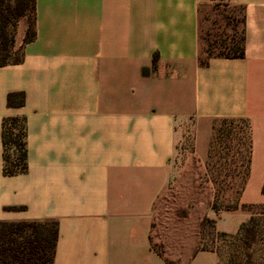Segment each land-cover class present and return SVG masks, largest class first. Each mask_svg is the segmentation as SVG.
<instances>
[{
	"label": "crops",
	"instance_id": "0c3cea01",
	"mask_svg": "<svg viewBox=\"0 0 264 264\" xmlns=\"http://www.w3.org/2000/svg\"><path fill=\"white\" fill-rule=\"evenodd\" d=\"M231 4L245 56L202 66L201 0H37L36 39L21 64L0 67V222H56L53 264H218L198 224L162 236L167 258L152 234L180 148L206 169L222 119L249 123L250 174L239 209L205 217L234 235L253 216L243 206L264 205V0ZM18 91L26 105L8 108ZM15 116L26 118L29 168L8 177L2 124Z\"/></svg>",
	"mask_w": 264,
	"mask_h": 264
},
{
	"label": "rangeland",
	"instance_id": "374dc122",
	"mask_svg": "<svg viewBox=\"0 0 264 264\" xmlns=\"http://www.w3.org/2000/svg\"><path fill=\"white\" fill-rule=\"evenodd\" d=\"M241 19V8L232 5L231 0H201L202 60L231 48L232 39L236 40L241 35ZM247 149L248 129L244 122L234 126L230 137L220 140L214 163L206 169L184 159L180 148L174 166V183L160 198L154 219L152 240L164 256L160 240L162 236L167 238V231L179 234L189 228L193 230L198 224L200 246L216 248L219 264H230L231 257H239L235 264L248 263L243 252L237 251L239 244L233 239L218 236L212 222L204 223L205 215L214 202L223 209L238 202L247 173ZM255 212L257 240L260 242L252 250V260L256 264H264V209L258 208ZM184 215L189 217L188 221H180ZM169 261L178 264L177 261Z\"/></svg>",
	"mask_w": 264,
	"mask_h": 264
},
{
	"label": "trees",
	"instance_id": "16d2710c",
	"mask_svg": "<svg viewBox=\"0 0 264 264\" xmlns=\"http://www.w3.org/2000/svg\"><path fill=\"white\" fill-rule=\"evenodd\" d=\"M21 20L28 24L24 44L16 49V32ZM37 0H0V67L21 64L24 60V46L33 42L37 37ZM242 31L238 39H232L231 48L227 52L218 55H209L206 60H202V66H207L211 58H244L245 56V36L244 18L242 16ZM226 53V54H225ZM158 62L157 56L154 58L153 70L156 69ZM150 73L148 69L143 70L146 76ZM26 105V93L23 91L11 92L7 96L8 108L19 109ZM246 123L248 129V149H247V173L240 195L245 187L250 174L252 158V137L250 125L242 119H222L217 121L213 127V134L210 143L209 159L207 167L213 165L217 145L223 138H228L233 132V128L238 123ZM220 125V128L219 126ZM27 127L25 117H8L2 124L3 142V173L5 176H16L28 171V149H27ZM215 165V164H214ZM214 179V178H213ZM264 192V189H263ZM244 209L252 211L251 219L243 224L238 233L229 235L225 233L216 234L221 237L233 239L239 244V252H243L248 260L247 264H256L252 260L253 248L260 242L257 240V224H255L256 210L264 209V205L243 206ZM214 212L233 211L239 209V200L227 209L220 208L216 202L211 206ZM186 219L188 216H181ZM215 221L208 218L204 223ZM216 230V227H215ZM58 240V225L56 222H0V264H53L55 250ZM200 249L204 248L202 245ZM214 249L219 256V252ZM238 252V253H239ZM239 257H231L230 264H235ZM220 259V257H219ZM219 264V263H218Z\"/></svg>",
	"mask_w": 264,
	"mask_h": 264
}]
</instances>
